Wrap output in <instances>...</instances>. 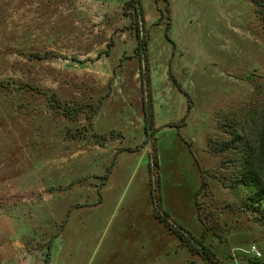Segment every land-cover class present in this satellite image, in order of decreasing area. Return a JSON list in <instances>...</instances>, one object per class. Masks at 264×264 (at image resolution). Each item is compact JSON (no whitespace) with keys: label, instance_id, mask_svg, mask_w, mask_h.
I'll list each match as a JSON object with an SVG mask.
<instances>
[{"label":"rangeland","instance_id":"1","mask_svg":"<svg viewBox=\"0 0 264 264\" xmlns=\"http://www.w3.org/2000/svg\"><path fill=\"white\" fill-rule=\"evenodd\" d=\"M263 108L264 0H0V264H264Z\"/></svg>","mask_w":264,"mask_h":264},{"label":"trees","instance_id":"2","mask_svg":"<svg viewBox=\"0 0 264 264\" xmlns=\"http://www.w3.org/2000/svg\"><path fill=\"white\" fill-rule=\"evenodd\" d=\"M259 119L255 137L240 140L243 146L232 165L237 170L236 180L241 183L246 205L258 209L264 218V108ZM203 253L204 258L209 259L206 252Z\"/></svg>","mask_w":264,"mask_h":264},{"label":"built area","instance_id":"3","mask_svg":"<svg viewBox=\"0 0 264 264\" xmlns=\"http://www.w3.org/2000/svg\"><path fill=\"white\" fill-rule=\"evenodd\" d=\"M253 251L257 256H259V252L255 248L253 249Z\"/></svg>","mask_w":264,"mask_h":264}]
</instances>
